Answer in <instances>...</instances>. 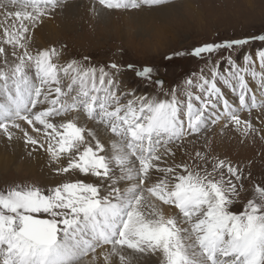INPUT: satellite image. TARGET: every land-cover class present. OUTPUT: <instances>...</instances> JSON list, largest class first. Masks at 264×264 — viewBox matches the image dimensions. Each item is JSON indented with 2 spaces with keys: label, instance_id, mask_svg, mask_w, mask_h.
Here are the masks:
<instances>
[{
  "label": "snow or ice",
  "instance_id": "1",
  "mask_svg": "<svg viewBox=\"0 0 264 264\" xmlns=\"http://www.w3.org/2000/svg\"><path fill=\"white\" fill-rule=\"evenodd\" d=\"M162 3L99 0L107 9L124 10ZM60 7L61 0H0V14L13 21L2 43L14 58L0 47V136L21 139L29 154L43 150L56 175L94 180L0 190V264H80L89 254L96 264L97 249L104 250V264H116L115 257L128 264L127 250L160 255V264H264V182L234 212L244 169L202 152L191 164L176 163L173 147L218 122L242 137L264 139V100L257 102L246 79L258 77L264 90V49H257L255 60L244 54L242 65L231 55L264 42V34L217 38L166 55L169 62L186 55L203 60L210 78L202 70L160 99L121 89L89 57L61 63L63 53L55 47L31 51L30 33ZM214 56L220 60L213 63ZM224 60L228 67L221 71ZM107 67L119 73L122 66ZM126 70L146 86L163 89L166 83L156 66L129 63ZM218 84L231 87L238 104ZM253 109L261 110L259 126L241 118ZM169 159L173 164L162 167ZM157 204L173 214L165 216Z\"/></svg>",
  "mask_w": 264,
  "mask_h": 264
},
{
  "label": "rangeland",
  "instance_id": "2",
  "mask_svg": "<svg viewBox=\"0 0 264 264\" xmlns=\"http://www.w3.org/2000/svg\"><path fill=\"white\" fill-rule=\"evenodd\" d=\"M77 1L83 2L75 7L66 6L70 4L68 2ZM186 2L191 3L190 6L185 5ZM98 5L99 3L94 0H61V7L51 18L44 20V22L51 20L55 29L51 31L43 24L40 25L35 29V31L40 30L38 39L35 31L30 33L28 41L30 50L55 47L63 53L61 63L89 57V64L97 68L105 67L121 88L131 86L137 95L148 93L154 97L164 98L171 89H182L186 79L193 74L199 76L202 70L204 75L210 78L211 66L203 60L186 55L176 57L169 62L163 59L166 55L178 51H190L194 46L217 38H245L264 34V0H163L162 4L151 7L154 11L145 7L137 10L113 9V11ZM1 17L4 15L0 16V31H4V26L9 27L13 21L3 20ZM2 38L3 35L0 33V47L6 49L8 58L12 61L14 59L11 56L12 48L3 44ZM257 49H264V42L253 41L233 51L231 55L238 64L242 65L240 58L247 53L255 60ZM222 55L227 56L228 53ZM212 60L215 63L220 60V56H214ZM111 63L122 66L121 71L116 73L115 70L109 69L107 66ZM129 63L136 65L137 68L144 65L156 66V75L166 81L163 89L146 86L134 72L126 70V65ZM2 66L3 57H0V67ZM255 66L256 71L260 72L258 61ZM226 67H228L227 61L224 60L220 70L223 71ZM125 80L128 82L123 85ZM218 86L225 90L223 84ZM259 91L263 92L260 97L261 102L264 100V90L260 87ZM244 117L247 118L248 114ZM173 147L179 149V156H175L176 163L191 164V159L195 158L196 153L202 152L209 153L210 159L224 158L238 163L244 169V188L233 205L234 212L242 211L243 204L247 199L252 198L254 187L264 182V140L259 136L245 138L234 130L223 129L222 125L218 127L209 125L199 137L185 138L182 145L178 142ZM27 155L29 159L25 155L4 152L0 155V190L21 183L44 189L43 185L49 188L55 183L71 182L77 178L87 179L89 182L94 180L92 177L52 173L56 179L45 182L46 167H43L42 162L39 164L37 163L39 161L32 162L30 155ZM45 156L47 159L44 161L48 162H46L48 168L52 171L47 154ZM172 164L173 161L169 159L161 166ZM248 173H251L250 177ZM167 208L169 207H163L164 210ZM169 212L166 214L164 211L165 216L171 215ZM128 252L126 251L125 254ZM156 256L154 262L153 258H146L147 264H160L161 256ZM141 260V263L144 262V258ZM80 264H86V257Z\"/></svg>",
  "mask_w": 264,
  "mask_h": 264
},
{
  "label": "bare ground",
  "instance_id": "3",
  "mask_svg": "<svg viewBox=\"0 0 264 264\" xmlns=\"http://www.w3.org/2000/svg\"><path fill=\"white\" fill-rule=\"evenodd\" d=\"M96 3H99V2H97L98 0H94ZM83 1H81V2H68V3H70V4H66V6L67 5H70V6H72L73 7V5H74V7H75V5H78L79 3H82ZM85 3V2H84ZM87 3V2H86ZM185 5H189L190 6V4L191 3H184ZM100 5V4H99ZM98 5V6H99ZM65 6V8H67ZM145 8H149V9H152L153 10V8H151V7H147V6H145ZM156 8V7H155ZM98 9V8H97ZM142 9V8H141ZM60 10V9H59ZM68 10V9H67ZM102 10H104L103 8H102ZM107 10V9H106ZM110 10H113V9H110ZM160 10V9H159ZM114 11V10H113ZM150 10H148V12H149ZM154 11V10H153ZM156 11H158V10H156ZM147 12V11H146ZM160 13V12H159ZM158 13V14H159ZM157 14V15H158ZM161 15L163 14V12L162 13H160ZM3 14H0V16H2ZM3 20L5 19L4 17H1ZM51 20H47V21H45L44 23H43V26H45V27H48V30H54L55 29V27L54 26H52L53 24L50 22ZM4 23H5V21H4ZM5 28L6 27H8V26H4ZM3 27V28H4ZM1 30H2V28H1ZM35 31V30H34ZM40 31V30H39ZM39 31H35L36 32V39H38L39 38ZM42 31V30H41ZM49 32V31H48ZM0 33L3 35V30L2 31H0ZM43 34V33H42ZM39 41H42V40H39ZM243 63V60H242V58H240V63ZM246 79H247V81H248V83H249V87H250V89L252 90V92L255 94V96L257 97V102L259 103L260 102V97H262V94L261 93H263L262 91L260 92L259 90H260V80H259V78L257 77L256 79H253L250 75H248V76H246ZM122 80H123V78H122ZM128 81H123V85L124 84H126ZM120 87V86H119ZM121 88V87H120ZM221 88H223V87H221ZM121 89H124L125 91H133V89L131 88V86H127V87H124V86H122V88ZM222 91H223V93H224V95H225V97L230 101V103H234V104H238V101H237V96H236V94L232 91V89H231V87H228V86H225V90L224 89H222ZM264 95V94H263ZM131 98V97H130ZM159 98L160 99H163L162 97H160L159 96ZM237 101V102H236ZM248 114V117L247 118H250V119H252V121H253V123L254 124H256L257 126H259V123H258V120H257V117H259V116H261V110H258V109H253L252 110V113H251V116L249 117V113L247 112V111H242L241 113H240V115H241V118L243 119V118H245L244 116L245 115H247ZM220 125H222V123L221 122H218L217 124H215V126L216 127H218V126H220ZM260 137V136H259ZM264 140V139H263ZM26 146L23 144V142H22V140L21 139H15V140H13V141H11V142H9V141H7L6 139H4L2 136H0V151H1V153H0V155L2 154L3 155V152L4 153H6V154H15V155H25V157H27V159H29L28 158V155L27 154H29V150H28V148L26 147ZM175 148V152H176V155L177 156H179V149H177L176 147H174ZM30 155V157H31V159L30 160H32V162L34 161V162H37V161H39V162H37L38 164L40 163V162H42V165H43V167H46L45 169H46V172H47V174L46 173H44V180H45V182H48V181H51V179H56V176H54V174H52V173H54L53 171H50L49 170V168H48V166L49 165H47V161H44L45 159H47L46 158V153L43 151V150H41V151H39V152H35V153H31V154H29ZM47 162V163H46ZM46 165V166H45ZM52 167H50V169H51ZM44 169V168H43ZM44 169V170H45ZM49 172H51V173H49ZM52 175V176H51ZM162 175V174H161ZM49 176H51V177H49ZM52 181H55V180H52ZM47 184V183H46ZM56 184V183H55ZM54 184V185H55ZM45 190L48 188V186H45V185H43L42 186ZM163 207H166V206H163ZM163 207L160 205V204H157V208L159 209V210H161V211H165V213L167 214V212H169L171 215L173 214V211H172V209L169 207V208H167L166 210H164L163 209ZM170 209V210H169ZM167 211V212H166ZM164 213V214H165ZM167 216V215H166ZM102 251H104V250H102V249H98L97 250V252H96V256H97V264H103L104 263V258H103V256L100 254ZM127 251H129L128 252V254H125L126 255V257L128 258V264H147V262H146V258L147 259H150V258H153V262L156 260V258H157V256L156 255H154V254H146V255H141V254H138V253H135V252H132L131 250H127ZM90 256V257H89ZM141 258H144V262H140V261H142L141 260ZM91 259H92V255L91 254H89L88 256H86V264H90V261H91ZM115 260H116V264H120V261H119V257H115Z\"/></svg>",
  "mask_w": 264,
  "mask_h": 264
}]
</instances>
